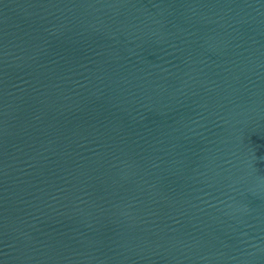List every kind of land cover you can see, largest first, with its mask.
Segmentation results:
<instances>
[{
    "label": "water",
    "instance_id": "water-1",
    "mask_svg": "<svg viewBox=\"0 0 264 264\" xmlns=\"http://www.w3.org/2000/svg\"><path fill=\"white\" fill-rule=\"evenodd\" d=\"M0 264H264V0H0Z\"/></svg>",
    "mask_w": 264,
    "mask_h": 264
}]
</instances>
